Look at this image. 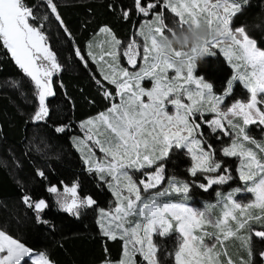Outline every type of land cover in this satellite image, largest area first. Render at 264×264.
Wrapping results in <instances>:
<instances>
[{"label": "snow or ice", "instance_id": "obj_1", "mask_svg": "<svg viewBox=\"0 0 264 264\" xmlns=\"http://www.w3.org/2000/svg\"><path fill=\"white\" fill-rule=\"evenodd\" d=\"M244 2L246 3L247 0ZM46 5L64 31L71 35L64 26L54 0H46ZM135 6L138 13L147 17L150 10L157 7V4L147 3L146 6H142V0H135ZM163 6L179 18L181 28L189 23L197 24L203 18L210 28L217 29L218 38L209 41L208 46L210 49L220 46V51L237 70L233 80L238 79L243 83L251 94L250 99L246 103L237 101L226 111H222L220 105L224 97L214 95L209 83L194 78L191 62L186 68V77L182 75L183 71L175 70L176 78L169 80L166 73L169 69H173V66L155 55L156 37L167 34L170 29L162 19V14H158L154 22L148 25L147 34L143 29L140 31V35L145 40L143 49L145 67L140 72L131 73L119 69L116 53L114 51L107 53L112 59V64L108 65L109 71L105 72L101 69V73L105 80L116 86L120 103H113L106 113L81 123L80 127L87 129L86 139L92 141L100 152L104 153L102 160H95L93 149L87 147L84 162L88 165L90 172L95 171L100 174V179L109 184L116 197L114 212L101 210L100 215L103 235L112 239L119 235L125 240L124 258L120 264H135L133 256L136 253L143 256L147 264H158L153 234L165 237L173 229L179 234L175 264H218L215 257L219 253L214 255L216 243L209 246L204 242L205 236L211 237L212 234H194L197 229H201L202 225L211 223L205 218V214L195 211L184 203L158 202L159 197L172 193L182 194L186 198L189 185L173 178L169 181V187L147 200H142L141 189L128 170L139 171L152 167L157 161L168 157L173 146L176 148L183 146L193 162L189 169L193 177L198 172L216 173L221 168V164L213 159L212 146L208 145V150H205L201 146L202 138H197L201 124L196 122L195 117L200 114L202 118V109L204 105H207V110L215 113L216 118L203 123L207 124L213 132L219 130L224 136L233 137L232 144L222 149L223 155L241 159L239 178L242 181L251 182L250 185L246 184V191L255 197L247 205L237 203L233 199L234 193L224 197L226 203L223 217L215 221L214 225L223 233V239L220 235H216V242L223 246L225 240L236 234L229 227L230 220L236 221L239 229L245 228L248 224V219L251 217L242 220L235 215L237 211L241 215L251 209H260L264 212V159L258 158L257 153L245 147L244 144V142H250L264 152V145L257 143L246 132L249 125L264 126V107H261L264 106V50H261L257 42L246 34L244 27H237L235 30L230 27V22L241 12V0H215L214 3L210 0H165ZM123 15L127 19L129 13L125 11ZM38 18L35 10L28 7L24 0H0V41L11 54L15 64L34 86L33 96L38 103L31 115L33 122L45 121L49 117L46 100L55 95L53 75L61 71V65L57 62L56 55L50 50L47 37L42 30L43 21L48 20L49 16L44 15L39 26L31 23ZM100 31L111 35L107 27L101 28ZM112 40L116 46L120 45V41L115 37H112ZM134 48H136L135 41L125 50V56L132 65L136 63L135 56L131 54ZM75 54L84 61L85 58L78 48L75 49ZM175 54L181 55L180 52ZM90 55L93 61L97 60L95 55L91 53ZM99 59L103 61L104 55H101ZM147 77H151L155 83L151 90L146 91L141 86V82ZM181 79L183 83H180ZM97 84L100 85V81H97ZM192 85L195 87L193 88ZM231 87L230 80L225 95ZM103 95L105 98L111 96L107 90L103 91ZM144 96L148 98L147 103L141 99ZM185 97L188 103L183 102ZM168 105L174 108L173 114L167 111ZM234 118H240L242 124L234 122ZM55 130L63 132L65 128L57 127ZM203 143L207 142L203 141ZM163 173L164 166L160 164L154 174L146 173L147 180L142 179L139 184L143 185L145 191L154 189L164 180ZM38 174L44 176L43 172ZM106 177H111V181L106 180ZM231 178L230 175H218L216 178L205 177L209 186L223 184ZM122 183L123 188H121ZM199 186L206 187L204 184ZM239 191L240 189L234 190V192ZM48 192L57 193L58 189L52 186L48 188ZM125 192L127 195L124 194ZM64 193L66 195L59 203L67 213L77 215L81 208L95 204L91 197L80 198L77 195L76 185L65 187ZM67 194H70V197ZM24 202L30 208L34 207L38 220L39 213L47 207L44 199L33 202L25 196ZM133 216L139 218L134 224L129 222V218ZM262 219L264 218L261 216L255 217L256 221ZM248 231L249 238L246 243L249 247V257H251L255 238L258 237L264 242V230L256 231L254 237L251 235V228ZM141 232L143 235L140 234ZM260 255L264 256V252ZM31 256L28 248L0 231V264H21L25 257ZM32 264H49V260L41 254L38 259L32 260ZM227 264H233V261L229 259ZM247 264H252V261L249 260Z\"/></svg>", "mask_w": 264, "mask_h": 264}, {"label": "trees", "instance_id": "obj_2", "mask_svg": "<svg viewBox=\"0 0 264 264\" xmlns=\"http://www.w3.org/2000/svg\"><path fill=\"white\" fill-rule=\"evenodd\" d=\"M24 2L39 17L32 22L36 26L41 24L44 15L49 16L43 21L42 30L61 71L53 77L55 95L46 100L49 117L33 122L31 115L38 103L33 96L34 86L0 41V231L30 251L44 254L50 264L117 263L123 254V241L103 235L97 224V209L114 208V197L98 175L87 169L71 137H84L86 133L79 123L118 103L116 86L99 74L96 64L85 53L87 44L104 27L122 43L131 40L142 16L135 9V0H54L64 26L71 33L68 35L47 8L46 1ZM125 11L129 13L127 19L123 15ZM165 14L168 17L169 12ZM231 26L244 27L246 34L264 50V0L243 1L241 12L233 18ZM77 48L84 61L76 56ZM218 62L217 69L204 67ZM195 73L211 81L215 93L223 94L232 69L224 58L216 55L199 63ZM104 90L111 94L109 98L103 95ZM247 97L246 90L236 84L226 102ZM57 127L65 130L57 132ZM248 131L250 135L254 133L252 137L260 139L264 128L250 125ZM210 137L215 141L212 135ZM223 160L230 167L236 162L235 158ZM165 163L172 164L174 173L187 182L190 196L209 195L195 182L204 177L199 173L193 177L186 172L189 160L182 150L172 149ZM38 172H43L44 176ZM74 184L80 197H91L95 201L93 206L81 208L77 216L59 210L53 193L48 192L52 186L61 188ZM25 196L33 202L45 200L47 207L40 212L39 220L34 207L25 204ZM164 241L155 240L158 246ZM262 243L260 238H255L254 246ZM162 250L157 254L159 263L171 264L173 259L164 257L166 253L172 256V248ZM133 259L135 264H147L140 254H135ZM261 262V256L255 255L253 264ZM22 264L32 263L26 260Z\"/></svg>", "mask_w": 264, "mask_h": 264}, {"label": "rangeland", "instance_id": "obj_3", "mask_svg": "<svg viewBox=\"0 0 264 264\" xmlns=\"http://www.w3.org/2000/svg\"><path fill=\"white\" fill-rule=\"evenodd\" d=\"M44 1H46V0H44ZM243 1L244 0H241V4L243 3ZM164 2H165V0H142V6H146L147 3H155V4H157V7H155L154 9H151L149 12V15L147 17H145L142 13L137 12L138 14H140L142 16V19L140 20V23L135 28L134 35H133L131 40H129L125 43L120 42V45L116 46L112 40V37H114L113 34L111 33V35H109L108 33H102L101 31L97 37H94L92 39V41L88 44L87 51L85 53L88 54L91 59H92V56L90 55V53L97 57V60L94 62H96L99 65V66H97V68H98L100 73H101V69H104L105 72L109 71L108 65L112 64V59L110 56L107 55V53L110 51H114L116 53V56L118 58V68L119 69H124V70L131 72V73H135V72H140L142 70V68L145 67L144 52H143V49L145 46V40H144V37L140 35L141 29H143L145 34H147L148 25L154 22L155 16L158 14H162V19L164 20L165 24L168 27H174V26L179 25V18L176 17L175 14L170 11V9L165 8L163 6ZM210 2L214 3L215 0H210ZM135 9H136V6H135ZM136 11H137V9H136ZM165 11L169 12V14L167 15L168 17H166ZM201 21H203V18L201 19ZM32 22H34V21H31V23ZM231 23H232V21L230 22V27L232 28ZM232 29L235 30L234 28H232ZM133 41L136 42V48H134L132 50L131 54L135 56V59H136L135 65L129 64L128 57L125 56V50L128 49L129 44H131ZM49 48H50V46H49ZM50 50L52 51L51 48H50ZM101 55H104L103 61H101L99 59ZM216 55H219L222 58H224L225 62L232 69V76L229 79V81L230 80L232 81L231 89L236 84H239L240 86H242L246 90L247 95H248L247 99L246 100H237V101L246 103L250 99L251 94L244 87L242 82H240L238 79L233 80V77L236 75L237 70L233 67V65L231 63H229V61H228L227 57L224 55V53L220 51V46H217L216 48L211 49L210 57H214ZM10 56H11V54H10ZM204 67L207 69H217L219 67V62L217 64H205ZM196 69H197V67L193 68L194 78L202 79L204 82L209 83L212 86V91H213L214 95L224 97V99L220 105V108L222 111H226L229 107H231L235 103V102H230V103L226 102V97H227V95H229V93L231 91V90L228 91V94L225 95V92L228 90V83H227V86H226L224 93L223 94H217L213 90L212 82L206 80L204 78V76L197 75L195 73ZM241 70L243 71V68H241ZM56 74L57 73H55L53 75V77ZM101 75H102V73H101ZM166 75H167L169 80L175 79L176 78L175 69H169L167 71ZM182 75L186 77L187 69L183 70ZM154 83H155V81L151 77H147V78L142 80L141 86L147 91V90H151ZM180 83H183L182 79L180 80ZM192 87L194 88L195 85H192ZM141 99L145 103L148 102L147 96H144ZM183 102L188 103V100L186 97L184 98ZM119 103H120V97L118 96V103H116V104H119ZM261 107H264V106H261ZM207 108H208V106L204 105V108L202 109V111H203V117L202 118H201L200 114H197L195 117L196 122L201 124L200 133L197 134V138L200 139L201 134H202V137H201L202 138V145L201 146L204 147L205 150H208V145L212 146L213 159L216 162H219L221 164V168L218 169L216 173H202V172H198V173L201 176H203L204 179H205V177L216 178L218 175H230L232 178L223 184H213L210 186L207 184V179H205V181H204V179L200 178V179H197L195 182H197L198 186L200 184L206 185L205 188H201L200 186L199 187L201 188V190L203 192H206L209 195H207L205 197H200V196L192 197V196H190L189 191H188L186 198H185L182 194L172 193V194L165 196V197H159L158 202H160V203H184L188 207L193 208L195 211L203 212L205 214V218L208 221H211V223H206V224L202 225L201 229H197L194 234H197V235H203L204 233L212 234L211 237L205 236L204 242H205V244H207L209 246L216 243V248L214 249V255H215V253H219V255L215 257L218 264H227V261L229 259H231L233 261V264H247V262L249 260H251L252 264H253L254 256L260 255L261 252H264V243L258 244L255 246L253 245V249H252L253 255L251 257H249V247H248L246 241L249 238V231H248L249 228H251L252 237H254L256 231L264 230V219H262L261 221L255 220L256 216H261L262 218H264V212H261L260 209L247 210L244 215H241L239 213V211H237L235 213V215H237L238 218H240L242 220L247 218V217H251V219H248V224L245 226V228L239 229L237 224H236V221L230 220L229 221V227L236 234L232 237H229L227 240H225L223 246H221L215 240L216 235H220L221 239H223V233L221 232L220 229L215 228L214 225H215V221H217L218 219L223 217L224 205L226 203V200L224 199V197H227L229 195V193H234L233 199L237 203H240L241 205L250 204L255 199V197L253 196V194L248 193L246 191V184L250 185L251 182H245V181L240 180V178H239V169L241 167V159L239 157H228V158H235L236 159V162L234 163V166H232V167H230V165H227V163L224 162L223 158H225V156L223 155L222 149L224 147H228L232 144L233 137L224 136L221 132H219V130H217V132H213L207 124L203 123V121H210V120L216 118V114L208 111ZM167 111L169 112V114H173L175 110L171 105H168ZM104 113H106V112H104ZM98 116L99 115L94 116V117H90V118H88L82 122L88 121L89 119H93V118H96ZM234 122L242 124V120H240V118H234ZM81 123H79V127H80ZM224 123L227 126L226 121H224ZM249 126L246 129L247 134L252 139H255L257 141V143L264 145V133L260 139L254 138L251 136V135H254V133L251 132V135H250V133L248 131ZM259 126L264 128V126H262V125H259ZM80 129L84 130V132L86 133L84 137H80V136H72L71 137V143H72L73 147L75 148V150L77 151V153L80 155V157L84 161L85 156L87 155V147H91L93 149V153H94L93 159L102 160L104 158V153L100 152L99 148L96 147L92 141H88L86 139L87 129H82L81 127H80ZM229 131H231V129H229ZM210 135H212L214 137V140L216 141V143H215V141H213L211 139ZM258 135L261 136V133L260 134L258 133ZM102 138L103 137H101V139ZM80 141H83L84 143H79ZM203 141H206L207 143H203ZM244 144H245V147L250 148L253 151H255L257 153L258 158L264 159V152H261L259 150V148L256 147V145L251 144L250 142H244ZM172 149L182 150V152L185 153V156L189 160V166L186 167V172L191 175V173L189 172V169L191 168L193 162L191 160L190 154L187 153V149L183 148V146H181L179 148H176L175 146H173V148H171L170 151ZM170 151H169V153H170ZM167 158L168 157H165L163 160L157 161L156 164H154L152 167L144 168V169L139 170V171L134 170V169L128 170L129 174L133 176L134 181L138 184V186L141 189L142 200H147L151 196H153V195L159 193L160 191H163L165 188L169 187V181L172 180L173 178L176 181H182L184 183H187L184 180H182L180 178V176H178V173H174L175 170L173 169L172 164L166 165L165 160ZM109 159H110V157H109ZM160 164H163V166H164V173H163L164 180H162L161 183L159 185H157L156 188L149 189V190L145 191L143 189V185L139 184V181L142 179L146 181L148 178L146 173L147 174H154L156 171V168ZM85 165L88 169V165L87 164H85ZM225 169H227V172H225ZM92 172H95V171H92ZM95 173L98 175V177L100 179V174H98L97 172H95ZM257 179H258V177H257ZM106 180L111 181V177H106ZM100 181H102L106 184L108 190L113 195V189L109 187V184L106 183L105 180L100 179ZM72 186L73 185H69V186L63 185L61 188L56 187L58 189V192L53 193L56 205H57L58 209L61 211H64V210L60 207L59 202L66 195L64 193V188L65 187H72ZM121 188H123V183L121 184ZM235 189H240V191L234 192ZM210 191H212L211 192V194H212L211 199L209 197ZM124 194L127 195L126 192ZM67 195L70 197V194H67ZM77 195H78V187H77ZM113 197H114L115 206H116V203H117L116 197L114 195H113ZM80 198H82V197H80ZM115 206H114V208H112L111 210H108V211L114 212ZM101 210H104V209H101V208L97 209V224L102 231V226H101V219L102 218L100 215ZM104 211H106V210H104ZM72 215H74V214H72ZM77 215H75V216H77ZM37 216H38V214H37ZM39 219H40V213H39ZM138 220H139V218L135 217V216L129 218V222L133 223V224H134V222H138ZM125 226L127 227L128 225H125ZM140 234L143 235L142 232ZM178 236H179V234L174 229L172 231H170V233L165 237H160L157 234H153V243L156 245V248H157L156 257H157L158 251H160V250L163 251L162 248L164 249V247L170 246L173 250L172 256H170V253L169 254L166 253L164 258H167L169 260L173 259L171 261V264H175V251L178 249V241H177ZM116 238L121 239L119 235H117ZM157 238H160L162 240L165 239V241L162 242V244L158 246L155 242V240ZM121 240L123 241V254L121 257V260H122L124 258V252H125V247H124L125 246V240H123V239H121ZM160 247H162V248L160 249ZM225 253H227V255H225ZM4 254H6V253H4ZM31 254H32V256L31 257H25L24 260L21 261V264L26 260L32 263V260L38 259L42 253L31 252ZM136 254H139V253H136ZM142 258H143V256H142ZM261 258H262V262L260 264H264V256H261ZM121 260L117 263H105V264H120ZM157 261H158V264H160L158 257H157ZM146 263H147V261H146Z\"/></svg>", "mask_w": 264, "mask_h": 264}, {"label": "clouds", "instance_id": "obj_4", "mask_svg": "<svg viewBox=\"0 0 264 264\" xmlns=\"http://www.w3.org/2000/svg\"><path fill=\"white\" fill-rule=\"evenodd\" d=\"M218 38L215 27H209L204 21L189 23L182 28L170 27L165 35L156 37V53L161 60H166L173 69L183 71L191 62L193 68L211 55L209 41ZM180 52L177 56L175 53Z\"/></svg>", "mask_w": 264, "mask_h": 264}, {"label": "crops", "instance_id": "obj_5", "mask_svg": "<svg viewBox=\"0 0 264 264\" xmlns=\"http://www.w3.org/2000/svg\"><path fill=\"white\" fill-rule=\"evenodd\" d=\"M99 33H100V31L98 32V34L96 35V37L99 35ZM90 43V42H89ZM88 43V44H89ZM88 44H87V46H86V51H87V47H88ZM87 56H88V58L93 62V63H95L96 64V66H99L96 62H94L91 58H90V56L87 54ZM97 70H98V68H97ZM98 72H99V70H98ZM99 74L101 75V73L99 72ZM102 76V78H104L103 77V75H101ZM108 81V80H107ZM108 111V110H107ZM106 111V112H107ZM30 252H32V251H30ZM105 264V263H104Z\"/></svg>", "mask_w": 264, "mask_h": 264}, {"label": "built area", "instance_id": "obj_6", "mask_svg": "<svg viewBox=\"0 0 264 264\" xmlns=\"http://www.w3.org/2000/svg\"><path fill=\"white\" fill-rule=\"evenodd\" d=\"M242 71V70H241Z\"/></svg>", "mask_w": 264, "mask_h": 264}]
</instances>
